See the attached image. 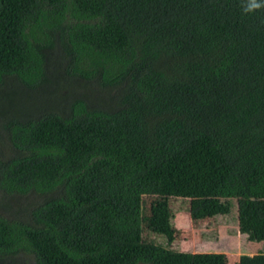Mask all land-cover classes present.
<instances>
[{
  "label": "trees",
  "instance_id": "obj_1",
  "mask_svg": "<svg viewBox=\"0 0 264 264\" xmlns=\"http://www.w3.org/2000/svg\"><path fill=\"white\" fill-rule=\"evenodd\" d=\"M245 3L0 0V191L43 198L0 214V264H217L152 237L170 198L194 221L239 199L264 240V7Z\"/></svg>",
  "mask_w": 264,
  "mask_h": 264
},
{
  "label": "rangeland",
  "instance_id": "obj_2",
  "mask_svg": "<svg viewBox=\"0 0 264 264\" xmlns=\"http://www.w3.org/2000/svg\"><path fill=\"white\" fill-rule=\"evenodd\" d=\"M51 59L54 60V58ZM13 86L10 84L8 87ZM55 88L62 93V97L68 94V90L64 88H59L56 85ZM74 90L81 95L87 93L83 88L82 90L79 88ZM45 94H47V91ZM37 96L41 100L45 99L42 93H38ZM14 99L16 103L23 104L28 99V94L22 90L19 97ZM0 152L5 159L16 155L12 143L2 127H0ZM41 201H43V198L28 195L9 199L10 205H6L5 195L0 191V214L23 219L26 218L24 214L26 213L25 210L28 209L27 207ZM230 202L232 206L230 214L217 212L213 218L194 221L191 217V210L200 205L199 201L170 198L167 201L166 208V218L169 221L170 229L165 232L156 231L152 237L157 240L160 246L174 252L188 254L215 253L219 255L217 264H239L241 255L264 254V240L260 242L249 241L246 235L240 233L238 217L241 201L232 199ZM150 208L156 209L157 206L150 205ZM17 264H35V261L31 257L23 255Z\"/></svg>",
  "mask_w": 264,
  "mask_h": 264
},
{
  "label": "clouds",
  "instance_id": "obj_3",
  "mask_svg": "<svg viewBox=\"0 0 264 264\" xmlns=\"http://www.w3.org/2000/svg\"><path fill=\"white\" fill-rule=\"evenodd\" d=\"M262 7H264V2H261V0H246L244 11L246 13L254 12Z\"/></svg>",
  "mask_w": 264,
  "mask_h": 264
},
{
  "label": "crops",
  "instance_id": "obj_4",
  "mask_svg": "<svg viewBox=\"0 0 264 264\" xmlns=\"http://www.w3.org/2000/svg\"><path fill=\"white\" fill-rule=\"evenodd\" d=\"M250 256H252V254H249Z\"/></svg>",
  "mask_w": 264,
  "mask_h": 264
}]
</instances>
